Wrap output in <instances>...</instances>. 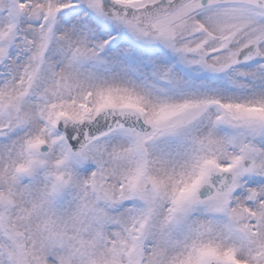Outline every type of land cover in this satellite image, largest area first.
I'll list each match as a JSON object with an SVG mask.
<instances>
[{"label": "snow or ice", "instance_id": "obj_1", "mask_svg": "<svg viewBox=\"0 0 264 264\" xmlns=\"http://www.w3.org/2000/svg\"><path fill=\"white\" fill-rule=\"evenodd\" d=\"M0 264H264V0H0Z\"/></svg>", "mask_w": 264, "mask_h": 264}]
</instances>
